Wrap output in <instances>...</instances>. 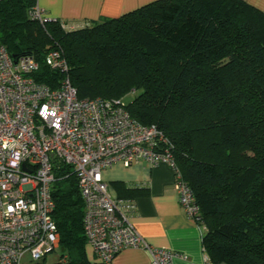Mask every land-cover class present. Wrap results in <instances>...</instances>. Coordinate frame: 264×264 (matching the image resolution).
<instances>
[{"label": "trees", "instance_id": "1", "mask_svg": "<svg viewBox=\"0 0 264 264\" xmlns=\"http://www.w3.org/2000/svg\"><path fill=\"white\" fill-rule=\"evenodd\" d=\"M34 3L0 0V45L32 56L36 82L56 88L68 76L78 97L119 99L156 125L199 204L210 261L264 264V13L244 0H153L68 30L32 19ZM51 49L66 71L46 63ZM53 169L61 258L101 264L87 256L76 176Z\"/></svg>", "mask_w": 264, "mask_h": 264}, {"label": "built area", "instance_id": "2", "mask_svg": "<svg viewBox=\"0 0 264 264\" xmlns=\"http://www.w3.org/2000/svg\"><path fill=\"white\" fill-rule=\"evenodd\" d=\"M29 15L41 25L50 20L36 0ZM45 61L53 69L68 68L58 49L49 50ZM36 69L31 55L13 58L0 45V264H35L59 247L52 217L55 161L77 178L86 243L101 264H112L125 248L143 249L150 264H171L174 252L138 234L127 217L133 204L111 198L101 175L117 162L167 164L183 212L203 225L168 139L156 125L133 118L119 99L80 98L68 76L51 88L33 79Z\"/></svg>", "mask_w": 264, "mask_h": 264}, {"label": "crops", "instance_id": "3", "mask_svg": "<svg viewBox=\"0 0 264 264\" xmlns=\"http://www.w3.org/2000/svg\"><path fill=\"white\" fill-rule=\"evenodd\" d=\"M153 0H36L50 20L65 22L68 30L82 28L107 17H117ZM264 13V0H244ZM111 198L129 200L127 217L150 245L174 252L171 264H226L211 262L202 244L206 231L183 212L174 187L175 176L164 163L117 162L101 173ZM87 256L96 259L87 244ZM43 259L44 264H67L66 257ZM209 260V263H208ZM112 264H150L143 249L125 248Z\"/></svg>", "mask_w": 264, "mask_h": 264}, {"label": "rangeland", "instance_id": "4", "mask_svg": "<svg viewBox=\"0 0 264 264\" xmlns=\"http://www.w3.org/2000/svg\"><path fill=\"white\" fill-rule=\"evenodd\" d=\"M134 91H135V90H134L133 88L129 90L130 93H133ZM130 93H129L127 96H125V97L123 98V101H124L125 103H127L129 100L132 99L133 95L130 94ZM59 252H62V250H61L60 247H58L54 252L48 254L47 258L58 257Z\"/></svg>", "mask_w": 264, "mask_h": 264}]
</instances>
